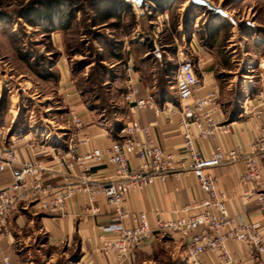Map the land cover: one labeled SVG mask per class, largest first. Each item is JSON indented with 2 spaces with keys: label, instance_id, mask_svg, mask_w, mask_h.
Segmentation results:
<instances>
[{
  "label": "rangeland",
  "instance_id": "1",
  "mask_svg": "<svg viewBox=\"0 0 264 264\" xmlns=\"http://www.w3.org/2000/svg\"><path fill=\"white\" fill-rule=\"evenodd\" d=\"M210 1L223 6L229 18L190 0H162V10L148 8L143 16L127 0H0V126L21 123L20 133L32 126L62 136L64 129L57 123L64 120L59 113L66 112L67 103L58 93L53 70L63 56L84 103L105 123L123 128L130 106L127 62L145 60L143 78L150 84L156 80L155 93L173 97L175 69L181 62L198 60L190 32L201 46L216 48L226 70L220 75L223 102L233 100L237 88L255 85L264 70V0ZM181 24L188 32L185 39ZM155 46L160 58L153 54ZM36 248L27 264H70L64 248ZM158 249L151 264L188 262L175 255L170 242Z\"/></svg>",
  "mask_w": 264,
  "mask_h": 264
},
{
  "label": "crops",
  "instance_id": "2",
  "mask_svg": "<svg viewBox=\"0 0 264 264\" xmlns=\"http://www.w3.org/2000/svg\"><path fill=\"white\" fill-rule=\"evenodd\" d=\"M147 2H150L152 10L153 8L159 10L152 1ZM182 25L179 27V33L185 39L188 32ZM190 35L192 36L190 46L198 56L194 67L200 84L195 97L188 103L193 106L197 99L205 98L211 90L218 89L220 99L217 116L230 128L228 135L221 134L207 141L198 139L197 148L205 158H211L217 146L224 150L240 147L248 151L256 132V125L249 120L248 114L253 108L259 109V95H264V70L256 78L255 85L248 82L240 86L233 100L223 102L225 95L220 91V75L226 71L223 62L219 60L216 48L201 46L196 35L193 32H190ZM148 44L147 42L144 45ZM154 49L153 54L160 58L162 55L160 49L156 46ZM142 62L145 60L132 58L135 87L138 90L137 98L153 97L160 115L157 116L155 109L147 108L141 111L140 121L144 126L150 127L154 139L161 148L177 156V166L182 171L178 176H169L164 183L157 181L143 192L130 193L126 196L125 210L129 214L145 213L152 227L155 228L158 220L173 222L179 218L194 216L199 212V205L207 196L195 176L183 172L184 168L189 166V161L184 153V130L180 124L181 103L177 92L173 97L163 89L162 94L155 93L157 82L153 78L154 81L150 84L143 78ZM261 65L264 69V64ZM53 71H56L57 75L58 93L67 103L66 112L59 113L64 120L57 123L64 129L62 136L55 138L52 133L49 136L45 131L32 126H28L20 133L21 123L19 126L14 123L13 127H10L13 128V134L21 138L18 146L20 163L29 162L33 158L38 159L47 169V174L42 180L45 186L59 189L68 185L74 187L76 191L66 202L62 214L45 212L36 203L29 202L19 206L9 219L7 231L0 238V264H7L6 258H9L8 264H27L26 258L30 253H35L36 245H40L41 252L43 247L49 246L66 249L70 264H151L156 262L159 255L158 248L163 242L172 243L175 255L186 261L188 239L180 234L168 232L154 233L134 251L133 255L122 262H119L114 255L106 256L102 252L103 237L111 238V235L103 232V226L112 221L116 207L102 196H98L95 203L91 204L88 196L78 190L79 180L83 175L82 169L80 167L72 170L60 169L57 166V156L59 152H68L75 134L78 136L75 142L79 154H86L95 149L102 151L111 149L115 142L120 141V137L116 126L102 121L84 103L72 80V68L68 60L62 56ZM175 73L176 69L173 75H176ZM164 77H169V73ZM245 111L247 114L244 113ZM73 113L82 118L83 128L80 130L73 123ZM128 114L129 120L133 119L131 105ZM30 142L33 145L28 147ZM139 164L138 158L132 157L131 168L137 169ZM205 172L218 179V192L227 199L228 213L231 216L244 215L264 235V211L258 201L259 192L242 182L244 164L242 162L225 164L209 168ZM91 177V185L104 184L114 179L115 174L112 167L104 161L100 164H91ZM13 179L11 172L2 174L0 187L7 186ZM91 207L98 211L93 213ZM124 223L135 226L131 218ZM228 247L237 264H264V255L254 254L244 245L230 242ZM203 260L205 264H217L216 256L211 254L204 255Z\"/></svg>",
  "mask_w": 264,
  "mask_h": 264
},
{
  "label": "built area",
  "instance_id": "3",
  "mask_svg": "<svg viewBox=\"0 0 264 264\" xmlns=\"http://www.w3.org/2000/svg\"><path fill=\"white\" fill-rule=\"evenodd\" d=\"M137 16H143L146 3L136 7L127 0ZM132 60L126 64L127 101L131 105L132 118L120 130V141L114 143L111 149L102 151L95 149L86 154L77 153V134L74 135L68 152H59L57 166L60 169H82L79 180L82 193L88 196L91 204L98 196L108 200L116 207L114 218L103 226V232L111 238L103 237L102 252L114 255L119 262L125 261L134 251L154 233L168 232L180 234L187 238L188 264H205L203 256H216L217 264H237L231 254L228 244L234 243L246 246L254 254L264 255V235L244 215L231 216L227 210V199L218 192V179L205 171L209 168L225 164L242 162L244 172L242 182L258 190V201L264 211V95H259L258 107L248 114L249 120L256 125L253 142L248 151L243 148L224 150L217 146L211 158H205L197 148L196 141L215 139L218 135H228L230 128L222 123L217 116V106L220 99L218 89H213L202 99H197L193 106L189 101L195 97L200 80L197 77L191 60L181 62L176 70V89L181 103V126L184 130V153L189 166L183 170L192 173L206 198L199 205V212L189 218H179L173 222L158 220L152 227L145 213L129 214L125 208L126 196L130 193L145 191L155 182H165L169 176L182 173L177 166V156L161 148L154 139L149 126L140 121L141 111L147 108L157 109L153 97L137 98L138 90L133 75ZM247 114V112H244ZM73 123L78 130L83 128L82 118L72 114ZM21 138L13 134L7 126H0V176L11 172L13 181L5 187H0V238L8 229L9 219L19 206L26 203H36L48 213H64L66 202L73 197L75 189L64 186L53 189L45 186L42 180L47 169L41 161L33 158L26 163H20L18 146ZM33 145L30 142L27 146ZM41 150H43L41 148ZM36 157V156H35ZM132 157L140 161L137 169H132ZM106 161L112 167L115 178L104 184L91 185V164ZM93 213L98 211L91 207ZM132 219L135 226L124 222ZM8 264L9 258L5 259Z\"/></svg>",
  "mask_w": 264,
  "mask_h": 264
},
{
  "label": "water",
  "instance_id": "4",
  "mask_svg": "<svg viewBox=\"0 0 264 264\" xmlns=\"http://www.w3.org/2000/svg\"><path fill=\"white\" fill-rule=\"evenodd\" d=\"M133 4H135L138 7H143L147 1L151 0H131ZM192 5L206 9L208 12L215 13L217 15H220L222 17L229 18V14L226 13L223 9V6H216L211 2L210 0H190Z\"/></svg>",
  "mask_w": 264,
  "mask_h": 264
},
{
  "label": "trees",
  "instance_id": "5",
  "mask_svg": "<svg viewBox=\"0 0 264 264\" xmlns=\"http://www.w3.org/2000/svg\"><path fill=\"white\" fill-rule=\"evenodd\" d=\"M156 6H157V8L159 9V10H162L163 9V7H164V5H166V3H164V2H162V0H151ZM164 1V0H163ZM127 5H129V4H127ZM156 10V8H153V11H155ZM116 16H112L111 18H115ZM151 45V48H153V46H152V43L150 44ZM165 89V88H164ZM122 128H117V130H119L117 133L119 134V132H120V130H121Z\"/></svg>",
  "mask_w": 264,
  "mask_h": 264
}]
</instances>
